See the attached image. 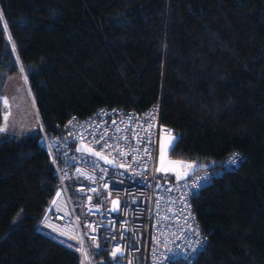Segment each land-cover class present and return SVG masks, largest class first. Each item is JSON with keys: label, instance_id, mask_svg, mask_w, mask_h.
Instances as JSON below:
<instances>
[{"label": "trees", "instance_id": "16d2710c", "mask_svg": "<svg viewBox=\"0 0 264 264\" xmlns=\"http://www.w3.org/2000/svg\"><path fill=\"white\" fill-rule=\"evenodd\" d=\"M19 68L40 127L0 133V264H80L38 230L59 187L42 138L101 106L155 103L179 131L170 157L241 156L192 199L203 249L170 264H264V0H0V77Z\"/></svg>", "mask_w": 264, "mask_h": 264}, {"label": "built area", "instance_id": "2783aa9c", "mask_svg": "<svg viewBox=\"0 0 264 264\" xmlns=\"http://www.w3.org/2000/svg\"><path fill=\"white\" fill-rule=\"evenodd\" d=\"M162 134L178 135L179 131L161 122L160 105L155 103L140 112L101 106L82 118L72 115L61 134L42 138L59 177L49 207L58 199L65 206L67 220H57L74 226L80 264L85 258L93 264L90 251L101 249L114 264L191 262L203 249L206 236L192 199L223 168L235 169L241 156L233 151L223 168L198 170L182 179L162 177L157 171ZM81 144L115 167L77 151ZM66 180L71 181L70 188ZM74 201L84 215V229ZM42 223L38 230L47 234Z\"/></svg>", "mask_w": 264, "mask_h": 264}, {"label": "rangeland", "instance_id": "374dc122", "mask_svg": "<svg viewBox=\"0 0 264 264\" xmlns=\"http://www.w3.org/2000/svg\"><path fill=\"white\" fill-rule=\"evenodd\" d=\"M0 103L2 110L1 134L13 138L37 132L40 122L34 107L26 72L23 69L19 68L16 72L6 73L3 77H0ZM176 139L175 134H162L160 136L157 171L162 177L173 176L188 166L187 162L169 156V150ZM73 205L79 216L78 223L84 229V215L81 208L75 201ZM68 220L76 222L75 219ZM90 254L93 259V252L90 251ZM93 262V264H98L95 258ZM88 264H90L89 260Z\"/></svg>", "mask_w": 264, "mask_h": 264}, {"label": "bare ground", "instance_id": "6f19581e", "mask_svg": "<svg viewBox=\"0 0 264 264\" xmlns=\"http://www.w3.org/2000/svg\"><path fill=\"white\" fill-rule=\"evenodd\" d=\"M66 211L67 210L62 201L58 199L51 207H49L46 216L43 219L42 229L48 235L64 241L72 248L79 249L77 233L74 226L69 225L67 221L57 220V218L66 220ZM82 264H88L86 258L83 260Z\"/></svg>", "mask_w": 264, "mask_h": 264}, {"label": "water", "instance_id": "95a60500", "mask_svg": "<svg viewBox=\"0 0 264 264\" xmlns=\"http://www.w3.org/2000/svg\"><path fill=\"white\" fill-rule=\"evenodd\" d=\"M77 151L79 152H85L87 154H90V155H94V156H97L99 157L104 163H107L109 165H111L112 167H115L116 164H114L111 160H109L108 158H106L105 156L99 154L98 152H96L94 149L92 148H89L83 144L79 145L77 147ZM212 165L211 163H208V164H203V163H194V164H190L188 165L187 167L183 168L182 170H180L179 172H177L175 174V177L177 179H182L188 175H191L193 174L194 172L198 171V170H204V169H208V168H211ZM47 213V212H46ZM46 213H45V216H46ZM44 216V217H45ZM56 239V238H55ZM78 243V241H77Z\"/></svg>", "mask_w": 264, "mask_h": 264}]
</instances>
